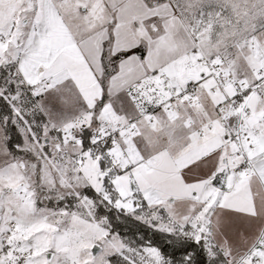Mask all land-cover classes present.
<instances>
[{
    "label": "snow or ice",
    "instance_id": "1",
    "mask_svg": "<svg viewBox=\"0 0 264 264\" xmlns=\"http://www.w3.org/2000/svg\"><path fill=\"white\" fill-rule=\"evenodd\" d=\"M0 264H264V0H0Z\"/></svg>",
    "mask_w": 264,
    "mask_h": 264
}]
</instances>
